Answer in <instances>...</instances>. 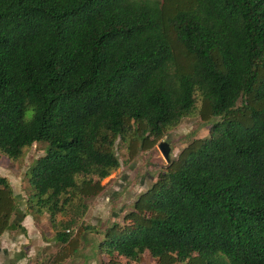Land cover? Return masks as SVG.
<instances>
[{
  "label": "trees",
  "instance_id": "16d2710c",
  "mask_svg": "<svg viewBox=\"0 0 264 264\" xmlns=\"http://www.w3.org/2000/svg\"><path fill=\"white\" fill-rule=\"evenodd\" d=\"M209 123L121 220L83 221L101 181L185 117ZM43 154L22 200L0 174V235L48 215L100 264H264V0H0V155Z\"/></svg>",
  "mask_w": 264,
  "mask_h": 264
},
{
  "label": "rangeland",
  "instance_id": "374dc122",
  "mask_svg": "<svg viewBox=\"0 0 264 264\" xmlns=\"http://www.w3.org/2000/svg\"><path fill=\"white\" fill-rule=\"evenodd\" d=\"M208 128L209 123L200 120L198 117H185L179 127L167 131L152 148L147 151H140L129 162H123L124 155L118 149L117 155L121 165L118 169L112 170L109 176L101 181L104 187L99 194L84 200L87 208L83 221L96 226L100 225V228H103L114 220H121L123 214L131 209L137 194L144 191L155 180L157 169L151 164L162 166L168 164L157 145L161 141H166L170 147V158L173 160L192 137L201 138L206 136ZM43 152L42 145L33 144L25 148L16 161H10L0 155V174L8 178L14 193L18 194V198L22 202L29 195L25 171ZM19 207L23 212L24 205L20 204ZM26 216L23 215L21 220ZM40 218V222L36 221V226L28 228L34 238H29L28 243H22L19 249V252H24L25 259L31 258L33 263L36 259L42 262L48 258V254L55 251L54 241L51 237L53 232L49 225L48 215L44 214ZM35 231L39 233L40 241L36 240ZM14 233L21 234L23 232L15 230ZM100 239L101 233L95 231L87 233L76 256L66 260L63 264H100V255L97 253V244ZM30 249L33 253L28 256ZM120 262L126 264L125 259H121ZM152 262L153 260L148 257L144 264H151Z\"/></svg>",
  "mask_w": 264,
  "mask_h": 264
},
{
  "label": "crops",
  "instance_id": "0c3cea01",
  "mask_svg": "<svg viewBox=\"0 0 264 264\" xmlns=\"http://www.w3.org/2000/svg\"><path fill=\"white\" fill-rule=\"evenodd\" d=\"M23 204V202H21ZM20 209V207H19ZM20 221V224L25 228V232L18 234L14 233L15 230L5 231L2 235H0L1 245H0V263L1 264H36L39 262L37 259L32 262V259H25L24 252H19L22 243H28L29 238H34L32 232L28 229L30 226H36V221L27 215ZM36 232V231H35ZM39 233H35V238L37 241H40ZM22 237V238H21ZM10 240V241H9ZM27 254L32 255V249L28 251ZM25 259V260H24Z\"/></svg>",
  "mask_w": 264,
  "mask_h": 264
},
{
  "label": "water",
  "instance_id": "95a60500",
  "mask_svg": "<svg viewBox=\"0 0 264 264\" xmlns=\"http://www.w3.org/2000/svg\"><path fill=\"white\" fill-rule=\"evenodd\" d=\"M158 148L162 152V155L167 163H170L172 159L170 158V147L166 141H161L158 145Z\"/></svg>",
  "mask_w": 264,
  "mask_h": 264
}]
</instances>
